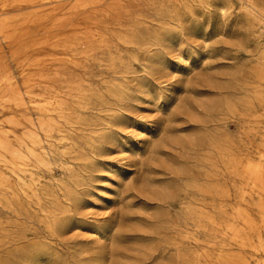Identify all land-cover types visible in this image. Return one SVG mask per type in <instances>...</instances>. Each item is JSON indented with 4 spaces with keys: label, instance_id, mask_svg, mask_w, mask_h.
<instances>
[{
    "label": "rangeland",
    "instance_id": "1",
    "mask_svg": "<svg viewBox=\"0 0 264 264\" xmlns=\"http://www.w3.org/2000/svg\"><path fill=\"white\" fill-rule=\"evenodd\" d=\"M263 99L264 15L241 0H0V141L51 154L16 173L0 162V264H264L232 230L264 241L250 228L264 170L244 171L264 167ZM202 198L215 218L188 227L185 202Z\"/></svg>",
    "mask_w": 264,
    "mask_h": 264
},
{
    "label": "bare ground",
    "instance_id": "2",
    "mask_svg": "<svg viewBox=\"0 0 264 264\" xmlns=\"http://www.w3.org/2000/svg\"><path fill=\"white\" fill-rule=\"evenodd\" d=\"M192 1V0H191ZM202 1V0H201ZM183 3H185V2H183ZM187 3V2H186ZM204 3V2H203ZM202 3V4H203ZM193 5H194V3H193ZM195 5H196V2H195ZM194 5V6H195ZM198 5V4H197ZM241 5H242V7H244V8H246L250 13H252V14H255V13H260V14H263L264 15V10H262L258 5H257V3H256V1L255 0H241ZM203 6V5H202ZM206 6H204V8H205ZM210 7V6H209ZM185 9V8H184ZM222 14H223V16H225V15H227V8H225V7H223L222 9ZM187 11V10H186ZM172 12V11H171ZM188 12V11H187ZM173 14V13H172ZM170 21V20H169ZM168 21V22H169ZM170 24V23H169ZM176 25V24H175ZM126 36V35H125ZM122 63H124V62H122ZM122 65V64H121ZM184 68V67H183ZM128 70H129V68H128ZM182 71H183V69H182ZM259 79H260V77H259ZM101 83V82H100ZM159 83V82H158ZM255 87V86H254ZM90 88V87H89ZM256 88V87H255ZM82 89V88H81ZM88 93V92H87ZM119 94V93H118ZM263 94V93H262ZM18 96V95H17ZM21 96V95H20ZM44 96V95H43ZM42 96V97H43ZM45 97V96H44ZM43 97V98H44ZM262 99V98H261ZM264 100V99H263ZM63 102V101H62ZM42 105V104H41ZM45 106H46V104H45ZM251 107V106H250ZM42 108V107H41ZM51 108V107H50ZM81 108V107H80ZM45 110H47V109H45ZM49 110V109H48ZM81 110V109H80ZM252 110V109H251ZM249 113V112H248ZM253 115V114H252ZM250 116V115H249ZM240 117H242V116H240ZM38 118V117H37ZM251 118L253 119V117L251 116ZM41 119V118H40ZM90 119V118H89ZM57 120H58V118H57ZM103 121H104V119H102ZM10 121V120H9ZM8 121V122H9ZM41 121V120H40ZM105 121H106V119H105ZM11 122V121H10ZM48 122V121H47ZM252 122V121H251ZM15 123V122H14ZM12 124H13V122H12ZM21 124V123H20ZM42 124V123H41ZM108 124V123H107ZM250 124V123H249ZM249 124L247 125L248 127H249ZM47 125V124H46ZM45 125V126H46ZM251 125V124H250ZM253 125H255V124H253ZM252 125V126H253ZM44 126V127H45ZM47 126H49V125H47ZM20 127V126H19ZM43 127V128H44ZM50 127V126H49ZM94 127V126H93ZM41 129H43L42 127H40ZM250 128V127H249ZM252 128V127H251ZM253 128H254V126H253ZM246 129V128H245ZM48 130V129H47ZM249 130H251V129H249ZM254 129H252V131H250V132H254V133H256V131H253ZM248 132V131H247ZM250 132H248L249 134H250ZM27 133V132H26ZM35 134H37L38 135V133H35ZM252 134V133H251ZM32 135H33V133H32ZM26 137V136H25ZM27 137H28V135H27ZM35 137H37V136H35ZM39 137V136H38ZM32 138V137H31ZM220 139V138H219ZM33 140H35V139H33ZM99 140V138L98 139H96V141H98ZM221 140V139H220ZM38 142V141H37ZM222 142V141H221ZM223 142H224V140H223ZM213 143H216V141H214ZM212 143V144H213ZM11 143H7V140H1L0 141V162L1 163H3L4 165H8V164H10L11 165V169H12V171L14 172V173H16V170L17 169H15V166L14 165H17L18 164V162H20V161H23V160H33L34 161V163H35V165L37 166H35L34 165V163L32 162V161H30L31 163H33V165L36 167V168H38V166H49L50 164H51V159H50V153L49 152H47L46 150H44V152H37L36 151V149H34L33 147H31V146H28V145H24L25 143H20V144H16V145H13V144H11ZM34 144V143H33ZM36 144H39V143H36ZM36 144H35V147H36ZM90 144H92V145H94L95 144V142L94 141H91L90 142ZM223 145V144H222ZM220 143L218 144L217 143V146L216 147H214L215 149L217 148L218 149V159L220 160V153L222 154H224V148H225V146L223 145V149L224 150H222L221 151V146H222ZM40 147V146H39ZM235 146H233V148H234ZM233 148H231L230 147V149H229V151L228 152H231V151H233V150H231V149H233ZM238 148V147H237ZM42 149H44V148H42ZM40 151V150H39ZM95 153V152H94ZM222 154V156H225V155H228V154H224L223 155ZM233 154V152L232 153H230V155H232ZM76 155V154H75ZM220 155V156H219ZM229 155V156H230ZM222 156H221V162H222ZM237 156V155H236ZM81 159H82V156H79ZM78 157V158H79ZM205 157H207V156H205ZM204 157V158H205ZM210 157V156H209ZM226 158H227V156H225ZM231 157V156H230ZM72 158V157H71ZM208 158V157H207ZM211 158V157H210ZM262 158H264V152H263V154H262ZM209 159V158H208ZM225 159V158H224ZM207 160V159H206ZM212 160V159H211ZM213 161V160H212ZM239 160H236V158L234 157V154H233V156L229 159V162L230 163H233V164H235V162H236V164H237V162H238ZM204 162H205V160H204ZM220 162V163H221ZM247 162H249V164H247V165H245V166H247V168L246 169H244V171H245V173L247 174V172H249L248 173V175H249V177L251 178V180H253V181H255L256 183H260V182H262V178H263V170H264V167H263V164L261 163V162H250L249 160L247 161ZM22 162H20V164H21ZM23 163H25V161H23ZM30 163V164H31ZM55 163V162H54ZM61 163V162H60ZM206 163V162H205ZM207 163H209V162H207ZM239 164L238 165H240L241 166V163H240V161L238 162ZM223 164H225V163H223ZM22 165H24V164H22ZM26 165H29V164H26L25 163V167H26ZM32 165V166H33ZM70 165H71V163H70ZM211 165H212V162H211ZM229 166V164H226V166ZM31 166V165H30ZM51 166V165H50ZM49 166V167H50ZM214 166V165H213ZM227 166V168H229ZM236 165H234V167H235ZM244 166V167H245ZM17 167V166H16ZM219 167V166H218ZM243 167V168H244ZM19 168V167H18ZM28 168V167H27ZM232 169V166L230 167V170ZM235 168H233L231 171H229L231 174H232V172L234 173V171L236 172L237 171V168L234 170ZM238 169H239V167H238ZM20 170V169H19ZM23 171H24V168L22 169ZM25 170H26V168H25ZM243 170V169H242ZM241 170V171H242ZM219 171V170H218ZM240 171V170H239ZM23 173H25V172H23ZM27 173V172H26ZM237 173V172H236ZM243 172H241V174H242ZM78 174V173H77ZM216 174V173H215ZM215 174H213V175H215ZM244 174V173H243ZM4 175V174H3ZM2 175V176H3ZM31 175V174H30ZM75 175V174H74ZM204 175H207V174H204ZM213 175H212V177H213ZM219 175V173L217 174V176ZM233 175V174H232ZM231 175V176H232ZM220 176V175H219ZM235 174H234V178H235ZM1 177V176H0ZM32 177V176H31ZM209 177V176H208ZM239 177V176H238ZM237 176H236V178H238ZM81 178H82V176H81ZM204 178V177H203ZM206 178H207V176H206ZM216 178V177H215ZM1 179V178H0ZM6 179V178H5ZM4 179V180H5ZM18 179L20 180V181H18V182H20V185H18L19 186V190L21 191V192H25L26 191V185H25V183L26 182H24V180H23V178L21 177V176H19L18 175ZM17 179V180H18ZM32 179H34L33 177H32ZM209 179V178H208ZM264 179V178H263ZM83 181H84V179H83ZM5 183H6V181H4ZM18 182H17V184H18ZM33 182V181H32ZM39 182V181H38ZM195 182V181H194ZM194 182L192 183V181L190 180V181H188V183H187V190L188 189H192V187H194V185L196 186H198V184H200V183H198V184H194ZM78 183V182H77ZM2 182L0 181V186H2ZM84 184V183H83ZM202 184V183H201ZM219 185H221V181H220V183H218ZM218 184H216V185H218ZM264 183H261V185H262V187H260V188H258V189H260V191L259 192H257V193H259V198H260V201H261V205H260V207H261V214H262V219L260 220V222H256V223H251L250 224V228H251V230H253V228H258V227H261V226H263L264 227V185H263ZM33 185V184H32ZM236 185V184H235ZM257 185V184H256ZM8 186V185H7ZM201 185H199L198 187H196L197 188V190L199 191H201V195L203 194L204 196H202V197H205V194L208 192H211L213 189H214V187H213V189L212 188H210L209 186V188L210 189H212L211 191H210V189H208V187L207 186H201ZM215 186V185H214ZM217 187V186H216ZM218 187H220V186H218ZM222 187V186H221ZM257 187V186H256ZM14 188V187H13ZM32 188V187H31ZM199 188V189H198ZM15 189V188H14ZM218 188H216V190H217ZM223 189V188H222ZM215 190V191H216ZM235 190H237V188H235ZM239 190V189H238ZM9 191V190H8ZM11 191H12V189H11ZM199 191V192H200ZM214 191V193H217V191L215 192ZM240 191V190H239ZM238 191V192H239ZM13 193H14V198L15 199H18V197H19V192H18V190L17 191H12ZM77 192V191H76ZM222 194H221V193ZM33 193H34V195L36 196V197H39L40 196V194L38 193V190L37 189H35L34 187H33ZM208 193H207V196H209L208 195ZM219 194H220V196H219ZM63 195V194H62ZM211 195V194H210ZM212 195H214L213 194V191H212ZM211 195V196H212ZM216 195V197H217V199L219 200V197H221V199L223 198V195H225V194H223V192L222 191H220V190H218V195L217 194H215ZM222 195V196H221ZM3 196V195H2ZM211 196H209V197H211ZM219 196V197H218ZM212 198H214V196H212ZM207 198H202L200 201H201V203H200V207H199V205L197 206V207H195L197 204H195V206H194V202H192L191 200H186V202H185V219H186V225L189 227V220H191L192 221V219L194 218V216H196V218H198L197 220L199 221H204V220H209V216H211V215H209L208 216V214H207V212H206V200ZM184 201V200H183ZM224 201V200H223ZM196 202V201H195ZM198 203V202H197ZM217 204V203H216ZM208 205H209V202H208ZM218 205H219V203H218ZM224 206V205H223ZM220 208H221V206H219ZM218 208V207H217ZM234 208V207H233ZM220 210V209H219ZM222 210H223V208H222ZM216 211H217V209H216ZM222 212V211H221ZM221 212H220V215H221ZM64 213H66V209H64V208H62L61 206H59V205H56V206H53V209L50 211V212H48L47 213V215L45 216V218L47 219V228L50 230V232L53 234V235H60L61 234V232H62V230H63V228H64V224H63V219H62V217L60 216L61 214H64ZM183 214V215H184ZM213 217L215 218V216L213 215ZM212 216H211V218H213ZM244 219L246 220V221H248L249 219H247V218H245L244 217ZM196 222H198L196 219H194ZM193 220V221H194ZM212 220V219H211ZM214 220V219H213ZM185 221V220H184ZM199 221V222H200ZM217 221V220H216ZM215 221V222H216ZM198 222V226L200 225V223ZM205 222V221H204ZM210 223H211V221H209ZM213 222V221H212ZM250 222V221H249ZM248 222V223H249ZM214 223V222H213ZM248 223H246V224H248ZM197 224V223H196ZM205 226H206V224H205ZM247 226V225H246ZM248 226H249V224H248ZM247 226V227H248ZM203 227V225L201 226V228ZM213 229V228H212ZM239 229H240V227H239ZM238 228H235V227H232V230L235 232L234 233V238L235 239H237L238 240V242L240 243V245H242V246H250V247H253V249H255L256 251H264V241H263V239H262V237L261 236H259V242H258V245H256L255 246V244L253 245V244H251L249 241H248V239H249V237H248V239H247V237L245 238V237H243V236H245V234H243V236H242V233H241V229L239 230ZM177 230V229H176ZM214 230V229H213ZM243 231V230H242ZM214 233V232H213ZM243 233H246V232H244L243 231ZM254 233V232H253ZM51 235V234H50ZM52 236V235H51ZM247 236V235H246ZM249 236V235H248ZM84 238V237H83ZM251 240V239H250ZM41 244V242L40 241H34V243H32V245H31V249L35 252V256L36 257H33L32 256V259H35L36 260V258L37 257H39V255H40V252H39V250H41L42 248H41V246H42V244ZM186 256H187V259H188V256H189V254L187 253L186 254ZM190 257V256H189ZM223 258V257H222ZM229 259V258H228ZM231 259V258H230ZM228 261V260H227ZM248 260H246V258L244 257H239V258H236V259H232L231 260V263H233V264H248V262H247ZM229 262V261H228ZM96 264H100V262H98V263H96Z\"/></svg>",
    "mask_w": 264,
    "mask_h": 264
}]
</instances>
